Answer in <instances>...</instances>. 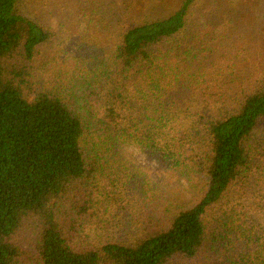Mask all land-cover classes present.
<instances>
[{
	"label": "trees",
	"instance_id": "1",
	"mask_svg": "<svg viewBox=\"0 0 264 264\" xmlns=\"http://www.w3.org/2000/svg\"><path fill=\"white\" fill-rule=\"evenodd\" d=\"M206 1L0 0V264H264V0Z\"/></svg>",
	"mask_w": 264,
	"mask_h": 264
},
{
	"label": "rangeland",
	"instance_id": "2",
	"mask_svg": "<svg viewBox=\"0 0 264 264\" xmlns=\"http://www.w3.org/2000/svg\"><path fill=\"white\" fill-rule=\"evenodd\" d=\"M212 0H207L206 5L209 7ZM129 151L133 154L132 156L148 171V173L156 178L164 179L168 183H173L175 180L171 176L165 174L162 170L158 169L155 162L150 161L147 156L140 153L134 148H130Z\"/></svg>",
	"mask_w": 264,
	"mask_h": 264
}]
</instances>
